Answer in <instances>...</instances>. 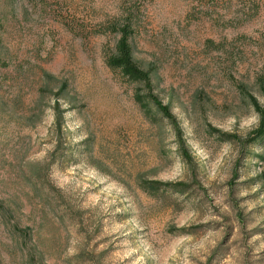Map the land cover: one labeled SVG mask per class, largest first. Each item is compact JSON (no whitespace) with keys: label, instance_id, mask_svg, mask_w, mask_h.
<instances>
[{"label":"rangeland","instance_id":"1","mask_svg":"<svg viewBox=\"0 0 264 264\" xmlns=\"http://www.w3.org/2000/svg\"><path fill=\"white\" fill-rule=\"evenodd\" d=\"M129 11L177 138L106 66ZM0 50V264H264V147L236 88L263 103L264 0H0ZM42 70L67 86L55 164Z\"/></svg>","mask_w":264,"mask_h":264},{"label":"trees","instance_id":"2","mask_svg":"<svg viewBox=\"0 0 264 264\" xmlns=\"http://www.w3.org/2000/svg\"><path fill=\"white\" fill-rule=\"evenodd\" d=\"M42 1V0H38ZM20 0H10V4L13 10L16 9ZM132 11L121 19H113L107 26L108 32H114L117 36V40L114 45L113 52L106 59V66L111 71H118L120 74L130 83L136 85L134 91V102L139 106L143 115L148 119L150 115V109L163 120L167 121L175 133V118L170 111V107L167 104H162L159 98L154 94L152 80L150 73L147 70L140 68L133 59L132 48H131V36L133 35L132 30ZM6 65V61L2 51L0 50V66ZM253 86L256 87L260 96L262 97L263 103L259 104L258 101L249 94L246 86L239 84L237 85V91L241 97H243L249 106L258 116V128L255 131L254 136L248 140V145H260L264 147V69L261 74L257 75L253 80ZM67 86L60 82L54 76L48 74L45 71L40 72V87L38 89L39 100L43 99L45 95L50 94L53 98L48 110L52 113L53 122L51 131L54 134V148L49 154V163L55 164L60 160V157L68 159L67 151L64 154L58 153L61 150L60 135L63 129L64 114L65 110L62 109L61 101L68 103L67 101ZM150 106V107H149ZM29 123L30 120H27ZM31 125V124H28ZM27 125V126H28ZM178 130V129H177ZM178 132H180L178 130ZM175 137L177 133L174 134ZM177 138V137H176ZM57 155V156H56ZM180 156V155H179ZM142 191L145 193H157L162 188L169 189L175 192H182L180 186L172 184H162L157 182H141ZM0 216H5L4 208L0 206Z\"/></svg>","mask_w":264,"mask_h":264}]
</instances>
